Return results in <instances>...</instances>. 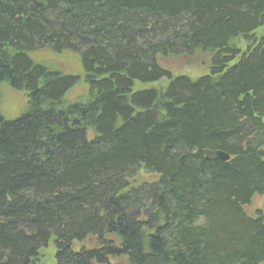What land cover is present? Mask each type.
<instances>
[{"label":"trees","instance_id":"obj_1","mask_svg":"<svg viewBox=\"0 0 264 264\" xmlns=\"http://www.w3.org/2000/svg\"><path fill=\"white\" fill-rule=\"evenodd\" d=\"M39 51L78 57L82 100ZM1 84L27 104L0 116V264H264V0H0Z\"/></svg>","mask_w":264,"mask_h":264},{"label":"rangeland","instance_id":"obj_2","mask_svg":"<svg viewBox=\"0 0 264 264\" xmlns=\"http://www.w3.org/2000/svg\"><path fill=\"white\" fill-rule=\"evenodd\" d=\"M263 33V29H258L254 36L259 38ZM246 42L242 37L236 40V45L241 52L246 49ZM34 61L41 64L49 71H57L62 74L79 76L80 80L71 88L64 96V102L66 104H72L76 101L82 100L87 94V86L83 83L82 68L78 57L70 52H66L61 55H55L48 51H39L32 55ZM161 66L170 71L173 77L187 76L191 79H196L205 75L209 69V62L205 56H196L191 59L185 57L174 58L169 61H160ZM230 64L229 66H232ZM167 84L166 80H162L153 87L157 89L163 88ZM151 86V85H150ZM150 86L136 85L135 89H145ZM26 95L25 92L12 89L6 84L0 85V116L5 120H12L20 116L26 109ZM89 137H92L91 132ZM264 158V147L262 148ZM157 179L156 175L148 174L144 170H139L135 176L130 179V182L134 186H138L143 183H151ZM247 216L254 217L256 212H260L264 217V196H254L250 200L247 207L244 208ZM40 262L38 264H53L54 263V248L50 244L47 248L43 249L39 255Z\"/></svg>","mask_w":264,"mask_h":264},{"label":"water","instance_id":"obj_3","mask_svg":"<svg viewBox=\"0 0 264 264\" xmlns=\"http://www.w3.org/2000/svg\"><path fill=\"white\" fill-rule=\"evenodd\" d=\"M204 158L208 161H214V160H221L226 161L227 156L226 154L219 152V151H204Z\"/></svg>","mask_w":264,"mask_h":264}]
</instances>
